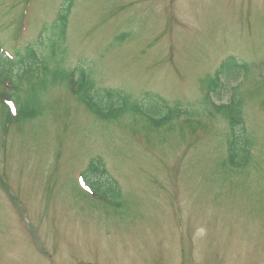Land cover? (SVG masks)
<instances>
[{
	"label": "rangeland",
	"instance_id": "rangeland-1",
	"mask_svg": "<svg viewBox=\"0 0 264 264\" xmlns=\"http://www.w3.org/2000/svg\"><path fill=\"white\" fill-rule=\"evenodd\" d=\"M2 51L0 264H264V0H0Z\"/></svg>",
	"mask_w": 264,
	"mask_h": 264
},
{
	"label": "trees",
	"instance_id": "trees-1",
	"mask_svg": "<svg viewBox=\"0 0 264 264\" xmlns=\"http://www.w3.org/2000/svg\"><path fill=\"white\" fill-rule=\"evenodd\" d=\"M71 7V2H67L66 8L63 9V11L67 10V12L69 11ZM67 13L61 12L60 18H61V29L62 32L64 34L65 32V20H66V15ZM17 55H21L19 51H17ZM6 59V58H5ZM37 59L34 50L32 49V47H28L26 50V59L25 60H21V62L24 61H35ZM5 64L3 63V61L0 60V79L3 78H8V76L10 74H6L5 73V68L2 69V66H4ZM7 70V72L11 73L14 70V66L15 64H10L8 67H11ZM2 69V70H1ZM7 97L14 99V101L16 103H19L17 97H13L12 95H7ZM82 101L87 105L88 108H90V110L92 112H94L95 114L101 115L103 114V109L105 107H111L114 105L119 104L118 107H120L121 110L124 109V105H125V101H126V97L120 95L119 93H116L114 91H105V93L101 94V100H100V105L99 106H95L93 107V104L90 103V101L82 98ZM19 106L21 107V104L19 103ZM3 108L5 109V112L8 113L6 117H8L10 119L9 116V111H7V109L3 106ZM143 109L141 106L136 105L134 111L137 113H142L143 115H145L152 123L157 124V120H156V115L157 113L160 111V108L158 106H154L153 108H148L147 110ZM223 117L229 122L228 124L231 126L232 129H235L237 126H242V118L239 115L238 119H235L233 116L231 117V115L228 114H223ZM19 121L20 119V113L18 111V115L16 117ZM23 118H27V114L25 113L23 115ZM231 150V147H230ZM95 172V171H94Z\"/></svg>",
	"mask_w": 264,
	"mask_h": 264
}]
</instances>
